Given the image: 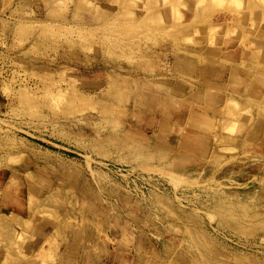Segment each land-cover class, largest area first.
<instances>
[{
  "label": "rangeland",
  "instance_id": "rangeland-1",
  "mask_svg": "<svg viewBox=\"0 0 264 264\" xmlns=\"http://www.w3.org/2000/svg\"><path fill=\"white\" fill-rule=\"evenodd\" d=\"M234 1L0 0V264H264V1Z\"/></svg>",
  "mask_w": 264,
  "mask_h": 264
},
{
  "label": "bare ground",
  "instance_id": "bare-ground-1",
  "mask_svg": "<svg viewBox=\"0 0 264 264\" xmlns=\"http://www.w3.org/2000/svg\"><path fill=\"white\" fill-rule=\"evenodd\" d=\"M233 1L234 0H230V3H233ZM264 1V0H263ZM235 2V1H234ZM261 2V1H260ZM200 3V2H199ZM203 3V2H202ZM260 4V3H259ZM264 4V3H263ZM81 6V5H80ZM249 6V5H248ZM254 9H255V7H254ZM175 10L176 9H173L172 10V18L171 19H178L179 20V17H176V12H175ZM262 15V14H261ZM264 16V15H263ZM168 98V97H167ZM167 100V99H166ZM169 100V99H168ZM85 101V100H84ZM172 106V105H171ZM179 109L180 108H178V109H173V110H168V109H166L164 112H163V114L164 113H166V114H164V115H166V119H168V118H171V119H176L175 121H177V124H180V126L182 125V124H184L185 125V120H186V118L183 116L184 114V109L185 108H183V110H182V108H181V110L179 111ZM163 111V110H162ZM184 111V112H183ZM183 112V113H182ZM244 114V113H243ZM163 116V115H162ZM166 119H160V122H161V125H162V123H164V121L166 120ZM179 120V121H178ZM179 122H181V123H179ZM169 124V123H168ZM183 125V126H184ZM175 126V125H174ZM255 127H257V126H255ZM255 127H253L254 129H256ZM180 128V127H179ZM183 127H181V129H182ZM178 129V128H177ZM180 129V130H181ZM257 129H258V127H257ZM260 129V128H259ZM171 131V130H170ZM251 131H252V128H251ZM169 132V131H168ZM217 135V134H216ZM218 136V135H217ZM216 136V137H217ZM250 136V135H249ZM162 137V136H161ZM213 139V138H212ZM215 139H219V137L218 138H215Z\"/></svg>",
  "mask_w": 264,
  "mask_h": 264
}]
</instances>
